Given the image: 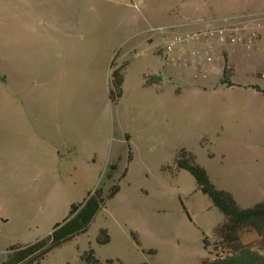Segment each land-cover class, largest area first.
I'll list each match as a JSON object with an SVG mask.
<instances>
[{"label": "rangeland", "instance_id": "1", "mask_svg": "<svg viewBox=\"0 0 264 264\" xmlns=\"http://www.w3.org/2000/svg\"><path fill=\"white\" fill-rule=\"evenodd\" d=\"M242 15L264 17V0H0V255L47 238L72 205L98 187L110 189L115 182L106 174L118 163L120 193L87 233L42 264H87L82 257L91 250L102 264L213 259L224 215L189 172L177 169V154L193 152L217 188L252 208L264 202L263 127L236 124V159L212 158L222 142L213 137L202 144L204 109H193L192 117L178 107L169 131L162 109L139 106L145 96L133 80L143 77L141 59L131 65L126 96L112 105L111 67L125 60L111 50L139 38L145 21L158 28L171 20L221 23ZM255 80L264 84L260 75ZM191 83L196 90L177 98L178 106L211 99L204 88L220 82L198 76ZM102 229L111 236L105 246L98 244ZM242 241L262 249L256 233H243Z\"/></svg>", "mask_w": 264, "mask_h": 264}, {"label": "crops", "instance_id": "2", "mask_svg": "<svg viewBox=\"0 0 264 264\" xmlns=\"http://www.w3.org/2000/svg\"><path fill=\"white\" fill-rule=\"evenodd\" d=\"M219 22L214 20L185 22L171 20L155 28L151 27L148 21H145L146 26L142 25L139 38L129 39L121 44V50L112 48L111 52L113 55L117 53V57L120 56V59L125 60V62H130L126 71L124 86L127 84V76H129L131 65L138 62V59L142 60L140 67L143 66V77L141 76L140 80H133V85L139 92H143L145 96L144 101L139 106H143L146 109H162L167 117L169 131L177 123L178 107L185 111L184 114L189 116H192V110L197 107L204 109L202 112V124H205L203 133L207 137L202 144L208 146L213 137H220L219 141L222 143L218 147L219 153L214 154L212 152L210 156L212 158L219 156V158L227 162L230 161L231 156L236 159V124L261 125L264 130V93L256 89L258 87L264 91V84L255 80L256 75H260L263 78L262 74H258V70L264 67V46L257 50H249L243 46L228 47L224 56L218 54L214 63L202 67L198 73L184 66L173 67L168 64L169 62L166 60L164 53V47L176 35L195 33L216 26ZM260 22L262 25L260 33L264 35V21ZM154 29H173L174 31L172 33H164L163 31H154ZM176 54H179V52ZM133 55L137 58L132 63L130 58ZM161 59L167 65H164ZM114 63H116L115 60ZM225 71L228 72L230 84L222 82ZM111 73L112 67L110 79ZM198 76H214L218 79L219 85L204 88L207 93L211 92L213 97L201 102L185 100L178 106L177 98L183 99L187 97V93H192L196 90V86L191 83V79ZM235 78L236 80L243 78V81L234 82L233 79ZM167 80L179 82V85L174 83L173 85H167L165 83ZM161 133L159 132L158 134ZM259 154L260 157L264 155V144H259Z\"/></svg>", "mask_w": 264, "mask_h": 264}, {"label": "trees", "instance_id": "3", "mask_svg": "<svg viewBox=\"0 0 264 264\" xmlns=\"http://www.w3.org/2000/svg\"><path fill=\"white\" fill-rule=\"evenodd\" d=\"M129 65L130 62H124L121 66L112 65L109 98L113 105H117L125 96L124 81ZM222 82L230 84L227 71L224 73ZM256 89L264 93L260 88ZM131 158L130 151V160ZM176 163L178 170H185L195 178L202 193L208 196L214 206L224 215V221L218 226L215 233L213 243L215 257L205 260L201 264H264V202L252 208H242L230 192L217 188L207 170L198 163L196 156L186 149L178 152ZM118 171V164H114L106 174L109 181L115 182L110 189L98 187L94 192L89 193L85 202L72 205L67 219L57 224L47 238L33 245L13 247L7 253L0 255V264H42L51 252L87 233L107 202L120 193V185L116 183L115 179ZM126 174L127 171L123 173L122 178ZM245 232L256 233L259 236L261 251H256L243 243L242 235ZM132 235L138 245H141L137 236ZM110 243L109 231L102 229L98 244L105 246ZM82 260L87 264H102L96 258L93 250L86 252ZM106 264H113V262L108 261Z\"/></svg>", "mask_w": 264, "mask_h": 264}, {"label": "built area", "instance_id": "4", "mask_svg": "<svg viewBox=\"0 0 264 264\" xmlns=\"http://www.w3.org/2000/svg\"><path fill=\"white\" fill-rule=\"evenodd\" d=\"M260 21H264V17L242 15L226 18L216 26L195 33L176 35L164 47L166 60L175 68L184 66L198 73L202 67L214 63L218 54L224 56L228 47L257 50L264 46ZM154 31L172 33L174 30ZM261 76L264 78V74Z\"/></svg>", "mask_w": 264, "mask_h": 264}]
</instances>
